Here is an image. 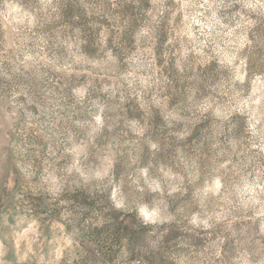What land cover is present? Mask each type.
I'll return each instance as SVG.
<instances>
[{"label":"rangeland","instance_id":"rangeland-1","mask_svg":"<svg viewBox=\"0 0 264 264\" xmlns=\"http://www.w3.org/2000/svg\"><path fill=\"white\" fill-rule=\"evenodd\" d=\"M130 2L0 0V264H264V0Z\"/></svg>","mask_w":264,"mask_h":264},{"label":"trees","instance_id":"trees-1","mask_svg":"<svg viewBox=\"0 0 264 264\" xmlns=\"http://www.w3.org/2000/svg\"><path fill=\"white\" fill-rule=\"evenodd\" d=\"M150 0H131L130 4L121 11V20L125 24V31L134 27L139 15H144ZM63 15L69 18L71 21L77 19L78 22L83 21L86 17L85 7L78 2L72 4L67 3L63 7ZM81 28H84L80 26Z\"/></svg>","mask_w":264,"mask_h":264}]
</instances>
